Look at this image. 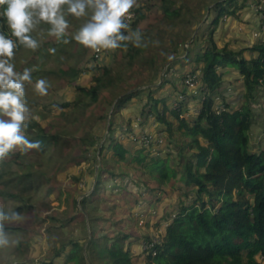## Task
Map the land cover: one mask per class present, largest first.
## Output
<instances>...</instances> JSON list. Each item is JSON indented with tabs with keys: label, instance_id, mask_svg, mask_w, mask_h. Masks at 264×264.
I'll use <instances>...</instances> for the list:
<instances>
[{
	"label": "trees",
	"instance_id": "trees-1",
	"mask_svg": "<svg viewBox=\"0 0 264 264\" xmlns=\"http://www.w3.org/2000/svg\"><path fill=\"white\" fill-rule=\"evenodd\" d=\"M215 2L206 7V15L209 17L215 11L213 16L204 20L206 15L202 13L199 18L187 1L178 4L177 0H160L155 25L142 24L146 19L145 4L134 6L131 39L120 42L121 47L114 49L122 52L126 65L109 67L97 62L84 68L77 65L60 67L57 71L45 70L54 74L56 80L63 79L73 85L76 93L59 103L53 101L55 113L64 120L50 125L43 122L45 115L39 112L35 99L24 97L29 111L21 131L30 142H39L40 147L25 150L24 146L17 145L0 158V214L5 217L0 219V264H35L30 251L33 237L43 226L48 232L47 242L52 243L40 264H262L258 256L264 259V149L253 140L257 118L252 102H258L257 91L264 88V40L238 50L227 45L219 47L214 39L217 25L226 16L234 15L239 6L245 5V0ZM5 8L6 5H0V33L19 41L9 29ZM92 10L86 8L87 17ZM189 13L191 19L186 21ZM79 18L69 13L66 21L75 22L80 30ZM193 21L196 25L204 22L191 42L189 38L172 40L175 43L166 49L162 35L180 23L191 25ZM137 31L139 47L134 44ZM58 41L71 47L75 45L72 42H77L65 33ZM192 44L198 47L195 60L202 63L193 72L199 71L207 95L204 100L200 98V110L189 121L180 116L186 103H182L180 110H169L164 104L163 111H159L160 99L153 92L165 66L164 81L168 80L166 76L174 64L181 60L177 58L184 54L181 52L186 53L184 58L192 56ZM158 48L165 49L159 60ZM245 50L255 55L247 57ZM66 52L72 54L70 49ZM137 64L152 65L148 82L143 86L135 85L139 78L138 72H134ZM226 66L238 69L245 85L235 105L226 102L220 93L223 73L219 68ZM84 70L93 73V82L89 86L73 84ZM145 92L143 110L163 125L161 130L167 137L175 138L181 131L189 139L180 144L175 164H171L169 156L145 155L144 148L138 146L132 154V150L117 140L118 130L127 132L119 111L133 98L143 97ZM217 97L224 104L219 112L214 108ZM96 102L101 107L108 105L106 113L97 115L99 120L108 117L106 136L94 124L90 128L84 123L87 110ZM167 111L172 112L175 122L167 119ZM0 118L9 119L2 113ZM80 128L82 134H79ZM145 134L153 138L149 143L153 146L155 136ZM103 137L105 140L101 143ZM110 150L113 151L111 160L119 171L107 160ZM125 162L129 165L136 162L139 167H130L127 172L121 168ZM74 167H80V171L72 172ZM137 171L147 177L137 180L133 176ZM177 177L184 194L192 196L188 203L180 199L175 203L171 220L158 233L160 240L149 248L143 246L151 243L156 234L133 236L121 229L118 223L125 219L108 218L106 210L114 206L103 207L97 198L99 194L105 196L107 179H120L112 189L131 192L129 188L135 183L139 194L156 196L159 190L164 191L165 184ZM149 181L155 185L149 186ZM135 203L138 206L132 209L131 215H140L138 198ZM37 224L40 227L36 228ZM107 224H110L109 231ZM132 238L141 243L137 261L132 255ZM25 250L27 253L23 254Z\"/></svg>",
	"mask_w": 264,
	"mask_h": 264
},
{
	"label": "rangeland",
	"instance_id": "rangeland-1",
	"mask_svg": "<svg viewBox=\"0 0 264 264\" xmlns=\"http://www.w3.org/2000/svg\"><path fill=\"white\" fill-rule=\"evenodd\" d=\"M181 1H187L189 2V6H191L193 13H198V16L200 18L201 14L203 13L206 15L207 10L206 7L213 6L216 2V0H177V3L180 4ZM242 1V0H241ZM257 0H245V8H250L254 12L257 13L259 22H260V14L255 9V4ZM160 3V0H137V5L134 6H140L145 4V11H146V19L142 22L143 25H146L147 23H153V25L157 22V17L159 15V8L158 4ZM133 6V7H134ZM243 7H238L236 12L239 11ZM133 10L130 9L129 12H132ZM61 12L63 13L65 19L68 17V5H66V8L63 9V5L61 6ZM90 15L87 17L86 13L79 18V23L82 25V27L88 23L93 15V10L91 11ZM215 11L212 13L214 14ZM235 12V13H236ZM213 14H211L208 17V14L205 16L204 20L208 17L210 19ZM202 17V16H201ZM190 13L189 15H186V21L190 20ZM204 22V21H203ZM203 22L198 23L196 25V21H193L190 25V23L186 24H178L175 29L172 31H169L168 33H165L162 35V40L165 41L166 49L167 47L171 46L172 43L177 42L180 38V40L184 41V38H189L190 40L193 39V37L196 34V31L199 30L201 24ZM69 27L66 29L65 34H68L70 38H75V36L78 33V24L75 22H68ZM9 26V25H8ZM52 28V25L46 21L38 20L37 17H34V27L31 30V32L28 34L30 35L34 40L37 42L36 48H30L26 46L25 44L21 43L20 41H13L15 44V47L13 49V56L11 58L3 57L2 59H9V62L13 64L14 72L23 74L25 69H30V81H24V89L25 94L21 98L22 103L25 102L24 97L33 98L35 99L36 103L38 104L39 112L42 113L44 118L42 119L43 122L47 125H50L53 123L61 124L64 120V118L59 114H56L54 109L56 107V102H61L63 100H67L71 98V95L75 94L76 92L73 89V85L67 84L63 79L56 80L54 74H48L45 72V70L55 69L57 71L60 67L67 69L69 66H76L79 65L81 68L84 67H90L98 62L100 65H107L109 67L118 66V64H122L123 66L126 65L125 63V57L122 58V52L117 50V52L114 49H106L107 53H102L100 58H95L94 56V50L92 48H85L86 46L83 45L80 42H72L71 44H75L73 47L70 46V44H66L64 41H58V37L55 35L50 34V30ZM158 28V27H156ZM11 30V28L9 27ZM78 29V30H76ZM73 30V32H71ZM71 32V33H70ZM195 33V34H194ZM76 34V35H75ZM264 35V33H260L259 36L261 37ZM192 37V38H191ZM172 40H175L171 43ZM189 40V41H190ZM171 43V44H169ZM188 45V42L185 44ZM78 46V48H77ZM192 46V45H191ZM18 47V48H17ZM62 47V48H60ZM72 52V54H68L66 51L69 49ZM76 48V51H75ZM182 50V49H181ZM75 52V53H74ZM77 52V53H76ZM165 52V49L158 48L157 50V59H160V55ZM37 53V56L34 54ZM184 53V54H183ZM182 57H185V52H181ZM194 54V53H193ZM96 59V60H94ZM64 61V62H63ZM152 69V65L148 64L147 66L144 65H136L134 68V72H138L139 78L137 79V82H135V85L140 83V85H144L148 82V77ZM134 72L132 74H134ZM199 72V71H196ZM189 72H186L188 74ZM93 73L91 71L84 70L80 77H78V80H74L73 84H82L83 86H89L93 80L92 75ZM199 75V73H198ZM138 76V75H137ZM184 78V76L182 77ZM44 80L45 81V89L46 91L44 93H41L37 90L36 84L38 81ZM183 81V80H182ZM260 91V90H259ZM258 92V102H252L253 110L256 114L257 122L254 126V141L258 142L260 146L264 149V92ZM176 95V94H175ZM175 97V96H174ZM174 97L171 100V105ZM115 104V103H114ZM113 104V106H114ZM113 106L110 112H113ZM128 106V102L125 107ZM123 107L122 109H124ZM108 108V105H98V102L94 103L88 110L85 116L84 123L86 126L92 128L93 124L95 125L96 130L103 134L107 135V119L103 118L102 120H99L97 115H102L106 113V109ZM122 109L119 111L121 112ZM60 112V110H57ZM107 111V112H108ZM28 113V112H27ZM97 113V114H96ZM109 114V115H110ZM183 117L187 120L193 119L194 114L190 113L189 107L186 106ZM82 114L80 115V117ZM151 117V115H149ZM141 116H139L138 119H140ZM190 121V120H189ZM126 122V120H125ZM81 123V120L79 121ZM78 123V124H79ZM77 124V126H78ZM137 124V122H136ZM76 126V127H77ZM134 125L127 124L125 129L133 128ZM75 128V127H74ZM130 130V129H129ZM82 128L79 130V134L81 133ZM145 134V132H140L136 135L142 136ZM117 136V140H120L127 148L132 150V154L134 153L135 148L138 146L140 148H144V154L145 155H158L162 157L169 156L171 164H175L177 162V155H178V149L181 147L180 144L188 141L189 139L186 138V136L180 131L175 134V138H168L167 133L163 134L161 136V141H158V139L155 141V144L153 146H150L146 143H140L133 139L132 134L130 131L124 132V134L119 133ZM105 140V137L102 138L101 143ZM179 144H178V143ZM113 154V151L110 150L106 152L107 160H109L110 163L113 164V166L116 168V171H119V167L113 163L111 160V155ZM136 154V152H135ZM148 161L149 158L147 159ZM127 162L122 164V169L125 171H130L133 166L139 167L138 163L134 162L132 165H129ZM82 167V165L80 166ZM80 167H74L72 172H78L80 171ZM178 169H181L179 167ZM65 176V173L62 175ZM137 180L143 179L147 177L146 174L137 171L135 175H133ZM178 177H180L178 175ZM172 178L167 184H165L163 187L164 191H160L159 193H156V197L153 199V194L148 195L146 193L139 194V188L137 187L135 183L132 184L131 192L127 191L126 189L122 190L121 188H113V185L116 183L121 182L120 179H114L109 180L107 179L104 183L105 187V196L102 194H99L101 196H98V201L102 204L103 207L106 206V208L110 206H114L113 209L110 211L106 210L108 213L106 215L108 218L115 217L116 220L125 219L123 222H119L118 225L121 229H124L126 232L131 233L133 236L137 235H150L151 233H154V235H159V231H162L164 229L163 226H165V223L171 220V216L168 217V219H161L160 214L164 213H173V206L168 204L170 202L171 196L177 199L179 198L182 201H185V203H188L190 201V198L192 194L189 193V196L184 194V190L181 189V184L179 182V179ZM121 184V183H120ZM124 184V183H122ZM155 184L153 181H149V186H154ZM169 193L170 198H166L164 192ZM134 192V193H133ZM103 196V198H102ZM140 199L141 203H139V207L142 209V212L140 215L135 214L131 215L132 207L137 206L138 203H135L137 201V198ZM152 196V198H151ZM163 200V201H162ZM163 202V203H162ZM166 203V204H165ZM164 204V206H162ZM144 211V212H143ZM113 212H115L113 214ZM156 222V223H155ZM39 224L36 225V228H38ZM110 224H107L106 227H108ZM40 227V225H39ZM110 230V227L107 228V231ZM41 231V232H40ZM40 233H37L34 238V242L32 243L31 251H30V257L35 264H40V261L47 257L46 249L51 245V241L48 240V232L47 229L43 226L39 230ZM19 237V236H18ZM133 241V238L131 239ZM26 244H24V249L26 248ZM23 247V246H22ZM23 249V248H22ZM23 249V250H24ZM132 249V248H131ZM21 252L19 254V259L23 254H26L27 251L25 250L24 253ZM132 255H134L135 260H139L138 254L132 251ZM28 255V254H27ZM258 259L261 261L262 264H264V259L261 256H258Z\"/></svg>",
	"mask_w": 264,
	"mask_h": 264
},
{
	"label": "clouds",
	"instance_id": "clouds-1",
	"mask_svg": "<svg viewBox=\"0 0 264 264\" xmlns=\"http://www.w3.org/2000/svg\"><path fill=\"white\" fill-rule=\"evenodd\" d=\"M68 5V12L80 17L86 8L93 9V15L77 33L75 39L95 50L100 48L116 49L122 41L131 39L129 10L137 5V0H0V5H6L4 16L7 18L12 33L19 41L30 48H36L37 42L28 35L34 27V17L52 25L51 35L63 36L69 27L63 13L62 5ZM122 30L129 31L125 35ZM139 47V32L135 33ZM15 44L13 40L0 33V57L11 58ZM9 59H0V113L9 119L0 118V158L14 146L22 145L24 149L39 148V142H30L22 134L21 125L27 119L29 111L21 98L25 94L24 81H30V69L23 74L16 73ZM39 92L44 93L45 81L36 84ZM5 217L0 214V219ZM18 218V214H17ZM2 229V225H0ZM2 242V241H0Z\"/></svg>",
	"mask_w": 264,
	"mask_h": 264
},
{
	"label": "crops",
	"instance_id": "crops-1",
	"mask_svg": "<svg viewBox=\"0 0 264 264\" xmlns=\"http://www.w3.org/2000/svg\"><path fill=\"white\" fill-rule=\"evenodd\" d=\"M240 7L243 8L237 11L234 15L226 16L225 19L217 25L216 30L214 31V39L219 47L227 45L230 49L238 50L244 47H250L257 41L261 40V37L259 36L260 22L257 13L250 8H245V5ZM191 48L192 56L190 55V57L186 58L182 57V55L178 56L177 58H180L181 60L174 64L172 71L166 76V79L168 80L165 81L164 75L166 73V66L164 67L163 73L157 84V89L153 92L155 97L160 99V102L158 104L159 111H163L164 104H167L169 110H171V100L175 96V94L181 90L185 91L187 94L186 106L189 107L190 113H192L193 115L197 109H200L201 102L200 97H198L197 95L198 93L190 92L182 85V77L185 76V73L191 72L193 70L195 71V69L199 70V66L202 64L201 62H197L195 60V52H197L198 47L192 44ZM244 55L250 57L252 55H255V52L245 50ZM219 71L223 73V83L220 88V93L225 98L223 99L226 102L232 103L234 105L237 104V102L239 101V96L245 91V85L243 79L241 78L239 70L233 66H226L219 68ZM259 92L263 93L264 88L261 87ZM146 95L147 93L145 92L143 93V97H135L130 100L128 102V106L122 109V111L120 112V121L121 123H123L124 129L126 128L127 124L134 125L132 129L129 128L130 130H125L133 132L135 134L145 132L153 134L154 136H156L157 134L163 135L165 134V132L161 130V127H163V125L158 122V120L155 119L153 115L149 117L147 111L143 110V106L146 102L144 99ZM219 100H222V98L219 97ZM166 115L167 119L175 122V117L173 116L171 111H167ZM139 116H141L140 119H138ZM124 132L125 131L121 132V130H118L116 132V135H118L119 133L124 134ZM134 148L137 149L136 145H134ZM164 194L166 198H170L169 193H166L165 191ZM155 197L156 196H154L153 199ZM178 202L179 198L176 201V198L171 196L170 202L168 204L172 205L174 208L175 203ZM139 203H141L140 199ZM137 206L135 205V207H132V209H136ZM162 206H164V204ZM141 208L140 211H142ZM171 214L172 212L170 214L168 212L160 214L159 218L168 219ZM131 248L132 251L135 252V254L137 253L139 255L141 251L140 241H132Z\"/></svg>",
	"mask_w": 264,
	"mask_h": 264
},
{
	"label": "built area",
	"instance_id": "built-area-1",
	"mask_svg": "<svg viewBox=\"0 0 264 264\" xmlns=\"http://www.w3.org/2000/svg\"><path fill=\"white\" fill-rule=\"evenodd\" d=\"M257 4H255V9L258 11V13L260 14V33H264V0H257L256 2ZM131 19L130 20H126V22L130 23L132 21V19L135 16L134 11L129 12ZM261 40H264V35L261 36ZM102 53H107V50L104 48H100L99 50H94V56L95 58H100V56L102 55ZM199 72H189L188 74H186L183 78L182 81V85L185 89H187L190 92H195L198 93L200 95V98L202 100H204L206 98L207 95V89L206 87L202 84L201 79H200V73L198 75ZM187 100V94L185 91L181 90L179 92L176 93L173 101H172V105L171 108L175 109V110H180L182 108V103H186ZM217 102L214 106L215 110L217 112L221 111L224 108V104L222 103L221 100H219V97L216 98ZM200 109H197L195 111L194 114H197L199 112ZM183 114V113H182ZM180 115L182 118L183 115ZM161 134H157L155 136V140L158 139V141H161ZM133 139L142 143H146L149 144L150 140L153 139L151 138V136H147L146 134H143L142 136L139 135H134ZM160 240L159 235H156L152 242L149 244H144V248H149L150 246L153 245L154 242H158Z\"/></svg>",
	"mask_w": 264,
	"mask_h": 264
}]
</instances>
